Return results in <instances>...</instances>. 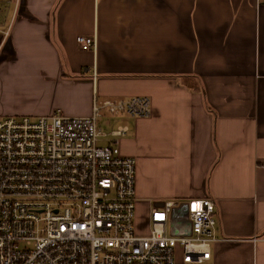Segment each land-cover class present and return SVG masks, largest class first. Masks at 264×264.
<instances>
[{"label":"crops","instance_id":"0c3cea01","mask_svg":"<svg viewBox=\"0 0 264 264\" xmlns=\"http://www.w3.org/2000/svg\"><path fill=\"white\" fill-rule=\"evenodd\" d=\"M131 97L150 116L112 118L138 228L163 201L209 200L204 264H264V0H0V117H88L94 98Z\"/></svg>","mask_w":264,"mask_h":264},{"label":"built area","instance_id":"2783aa9c","mask_svg":"<svg viewBox=\"0 0 264 264\" xmlns=\"http://www.w3.org/2000/svg\"><path fill=\"white\" fill-rule=\"evenodd\" d=\"M82 51L96 39L76 38ZM97 80V75L92 74ZM150 100L94 98L88 117H10L0 120V264H204L216 241L209 200L186 203L187 231L166 226L181 205L152 206L138 228L133 158L121 155L118 126L98 127L103 112L146 119ZM113 139H111V138ZM102 139L108 140L100 145Z\"/></svg>","mask_w":264,"mask_h":264},{"label":"rangeland","instance_id":"374dc122","mask_svg":"<svg viewBox=\"0 0 264 264\" xmlns=\"http://www.w3.org/2000/svg\"><path fill=\"white\" fill-rule=\"evenodd\" d=\"M112 117H121V115H111L107 112H103L102 116L98 119V127H102L103 129L101 130L103 133L107 134L109 132H111L112 130H115L116 128V123L114 122V119ZM6 118H10V117H0V120L6 119ZM105 142H108L107 139H102L100 141V145H106ZM165 202V201H163ZM162 203V202H161ZM137 205V203H136ZM146 212V208L144 206L143 203L139 202L138 204V213L139 215L144 214ZM184 213V211H174L172 213V217H171V221H169L167 223L166 229L169 233V235L172 236H180L186 233L187 228H186V223H184L181 219L180 216H182V214ZM144 215H141L140 217H142ZM137 217V214H136ZM144 220H145V216L143 219L138 220L137 218V222H138V226H139V222H141L144 226Z\"/></svg>","mask_w":264,"mask_h":264}]
</instances>
